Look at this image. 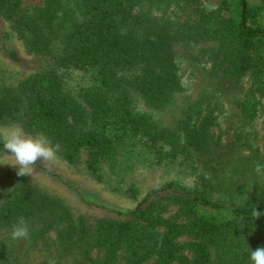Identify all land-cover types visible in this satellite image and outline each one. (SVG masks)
Returning a JSON list of instances; mask_svg holds the SVG:
<instances>
[{
	"label": "trees",
	"instance_id": "obj_1",
	"mask_svg": "<svg viewBox=\"0 0 264 264\" xmlns=\"http://www.w3.org/2000/svg\"><path fill=\"white\" fill-rule=\"evenodd\" d=\"M62 1L47 0L44 7L30 10L20 0H0V14L28 52L47 60L0 92V118L18 120L28 133L45 134L61 146L58 155L69 163L85 148L89 168L96 169L119 137L143 140L159 159L164 154L173 158L179 146L188 156L218 143L211 131L217 116L208 101L190 109L181 136L132 108L135 91L157 107L180 89L176 44L215 41L220 70L230 67L235 77L243 67L259 66V60L261 69L264 65V0H221L219 10L187 19L168 16L161 8L166 0L70 1L79 10H69ZM71 67L88 72V85H66L59 70ZM244 104L254 114L255 100ZM0 151H5L2 142ZM162 198L179 203L175 216L157 211ZM256 208L262 214L257 219ZM122 215L92 225L76 221L62 200L22 182L0 204V264H22L20 240L30 249L39 241L47 243L51 230L59 242L81 246L87 264H117L120 251L126 264H252L250 251L264 247V200L231 205L169 181ZM21 217L30 235L13 239V225Z\"/></svg>",
	"mask_w": 264,
	"mask_h": 264
},
{
	"label": "rangeland",
	"instance_id": "obj_2",
	"mask_svg": "<svg viewBox=\"0 0 264 264\" xmlns=\"http://www.w3.org/2000/svg\"><path fill=\"white\" fill-rule=\"evenodd\" d=\"M70 1L63 0L62 4L69 10H79L75 3L69 5ZM252 1L259 3L262 0ZM46 2L20 0L21 7L30 10L36 6L44 7ZM220 3L221 0H166L161 8L167 9L168 16L187 19L196 18L203 12L217 11ZM215 43L197 41L175 45L181 85L165 104L149 106L140 93L135 91L132 94L133 109L147 112L155 124L180 136L183 134L181 122L190 109L193 106L203 108L208 101L217 116L216 127L211 131L219 139L210 151L193 149L186 156L179 146L173 158L164 154L159 159L151 145L129 136L114 138L109 152L103 155L94 170L88 166L85 148L75 163H69L59 155L55 163L38 161L33 166V176H18V168L0 164V204L17 186L26 182L38 191L62 200L76 221L84 219L92 225L101 218H122V213L134 209L146 194L160 189L169 181L205 191L214 199L231 205L264 200V176L254 171L256 162L264 164V65L261 69L259 60V66L243 67L235 77L230 67L220 70L219 52L213 49ZM46 61V58L28 52L24 39L0 14V92L7 86L17 85L23 77L44 66ZM59 72L69 87L89 83V74L83 69L61 68ZM248 99L255 100L252 115L244 104ZM201 101L204 103L200 104ZM206 112L204 109L202 114ZM12 127L21 125L18 120L12 121L5 116L0 118V131ZM25 133L33 137L37 135ZM0 162L14 163V158L0 151ZM156 209L163 210L161 214L165 217H173L178 212L179 203L162 198L158 200ZM48 234L47 243L39 241L30 249V244L20 240L18 247L22 264H87L81 246L59 242L54 230ZM186 253L191 255L189 251ZM117 264H126V255L122 251ZM171 264L187 262L174 260Z\"/></svg>",
	"mask_w": 264,
	"mask_h": 264
},
{
	"label": "clouds",
	"instance_id": "obj_3",
	"mask_svg": "<svg viewBox=\"0 0 264 264\" xmlns=\"http://www.w3.org/2000/svg\"><path fill=\"white\" fill-rule=\"evenodd\" d=\"M0 142H2L5 152L14 158V163L0 162V164H11L18 168V176H33L35 171L33 166L38 161L55 163L59 159L58 153L61 150V146L58 143L53 145L45 134L40 133L33 137L26 134L21 127H12L0 131ZM254 171L258 175L264 176V164L256 162ZM253 215L257 219L262 214L256 208ZM29 235L27 221L23 217L19 218L17 223L13 225L12 238L27 239ZM249 258L252 264H264V247L251 250Z\"/></svg>",
	"mask_w": 264,
	"mask_h": 264
}]
</instances>
